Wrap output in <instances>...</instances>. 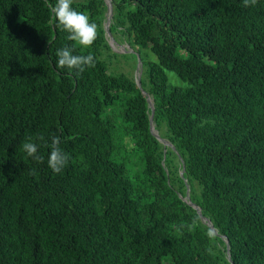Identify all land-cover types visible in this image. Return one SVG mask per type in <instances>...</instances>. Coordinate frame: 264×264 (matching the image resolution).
Returning a JSON list of instances; mask_svg holds the SVG:
<instances>
[{"label":"trees","instance_id":"1","mask_svg":"<svg viewBox=\"0 0 264 264\" xmlns=\"http://www.w3.org/2000/svg\"><path fill=\"white\" fill-rule=\"evenodd\" d=\"M109 3L111 34L156 56L140 86L103 57ZM71 7L98 26L90 47L45 0H0V264H264V0ZM64 47L95 66L58 68Z\"/></svg>","mask_w":264,"mask_h":264},{"label":"clouds","instance_id":"2","mask_svg":"<svg viewBox=\"0 0 264 264\" xmlns=\"http://www.w3.org/2000/svg\"><path fill=\"white\" fill-rule=\"evenodd\" d=\"M258 0H243V6H255ZM46 6L50 9L53 18L58 22L63 30L70 33L67 37L70 41H75L80 46L85 48L90 47L97 38V24L90 22L89 17L71 7L72 0H56L55 4H49L45 0ZM58 68H68L70 70H77V74L82 73L86 67H94L95 59L92 54L88 55H74L70 47L57 49ZM71 74V72L69 73ZM60 141L57 137H52L51 151L48 158V166L55 172L60 173L62 169L68 165L70 155L64 152L59 147ZM23 150L29 157H33L37 161H42L43 157L37 155V145L32 142H24ZM198 223L193 219L190 223H182L175 227L178 235H183V230L187 229L189 232L195 231ZM216 233L213 230L207 232V236L212 239Z\"/></svg>","mask_w":264,"mask_h":264},{"label":"rangeland","instance_id":"3","mask_svg":"<svg viewBox=\"0 0 264 264\" xmlns=\"http://www.w3.org/2000/svg\"><path fill=\"white\" fill-rule=\"evenodd\" d=\"M107 41L111 49H104L103 57L109 63L110 71L113 73L123 72L130 77L138 79V67L141 61L147 58L156 60V56L150 50L136 47L130 49L129 44L118 34H111ZM168 76L171 82L182 83L180 78L173 72H169Z\"/></svg>","mask_w":264,"mask_h":264},{"label":"water","instance_id":"4","mask_svg":"<svg viewBox=\"0 0 264 264\" xmlns=\"http://www.w3.org/2000/svg\"><path fill=\"white\" fill-rule=\"evenodd\" d=\"M109 16H108V19H107V24H106V29H107V32H108V35L111 36V32H110V20H111V17H112V14H113V10H112V4L109 3ZM138 71L140 72V66L138 67ZM140 80L141 78L139 77L138 78V82H139V86H140ZM148 101L150 102V99L148 97ZM153 116H154V109H152V114H151V119H150V124H151V130L152 132L159 137V135L154 131V127H153ZM194 207H197L195 204H193ZM199 210V213H201L200 209Z\"/></svg>","mask_w":264,"mask_h":264}]
</instances>
